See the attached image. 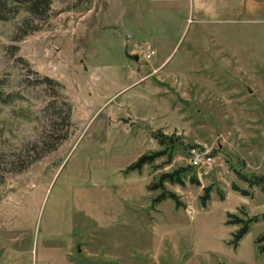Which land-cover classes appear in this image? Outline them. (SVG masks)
<instances>
[{
  "label": "rangeland",
  "instance_id": "374dc122",
  "mask_svg": "<svg viewBox=\"0 0 264 264\" xmlns=\"http://www.w3.org/2000/svg\"><path fill=\"white\" fill-rule=\"evenodd\" d=\"M248 2L55 0L24 39L0 21V264H264V10Z\"/></svg>",
  "mask_w": 264,
  "mask_h": 264
},
{
  "label": "trees",
  "instance_id": "16d2710c",
  "mask_svg": "<svg viewBox=\"0 0 264 264\" xmlns=\"http://www.w3.org/2000/svg\"><path fill=\"white\" fill-rule=\"evenodd\" d=\"M78 4L89 3L91 0H76ZM55 0H0V21L8 22L20 19L18 33L21 39L40 32L44 24H46L53 15V5ZM77 5L75 8H78ZM45 81L54 83L50 78H45ZM2 98V95H0ZM6 102L7 99H6ZM72 109L69 107L64 117L67 123L70 122ZM145 160V159H144ZM143 159L140 161L143 162ZM27 166H24L26 168ZM264 179L255 181V184L263 185ZM248 228L240 231L235 238L239 241L246 233ZM260 244V253L264 254V236L258 240Z\"/></svg>",
  "mask_w": 264,
  "mask_h": 264
},
{
  "label": "built area",
  "instance_id": "2783aa9c",
  "mask_svg": "<svg viewBox=\"0 0 264 264\" xmlns=\"http://www.w3.org/2000/svg\"><path fill=\"white\" fill-rule=\"evenodd\" d=\"M134 46L135 48L138 47L137 44H135ZM142 52L143 58L145 60H152L157 54L156 50L150 43H144ZM189 158L190 165L200 170L209 169L215 163V159L210 153L205 152L203 149L196 146L192 147L189 150Z\"/></svg>",
  "mask_w": 264,
  "mask_h": 264
},
{
  "label": "crops",
  "instance_id": "0c3cea01",
  "mask_svg": "<svg viewBox=\"0 0 264 264\" xmlns=\"http://www.w3.org/2000/svg\"><path fill=\"white\" fill-rule=\"evenodd\" d=\"M264 10V0H250V2L246 5V13H249L251 15H255L258 12H261ZM163 65V64H162ZM161 65V66H162ZM161 66H153V71L160 70Z\"/></svg>",
  "mask_w": 264,
  "mask_h": 264
},
{
  "label": "water",
  "instance_id": "95a60500",
  "mask_svg": "<svg viewBox=\"0 0 264 264\" xmlns=\"http://www.w3.org/2000/svg\"><path fill=\"white\" fill-rule=\"evenodd\" d=\"M132 59L139 61V56H133Z\"/></svg>",
  "mask_w": 264,
  "mask_h": 264
}]
</instances>
